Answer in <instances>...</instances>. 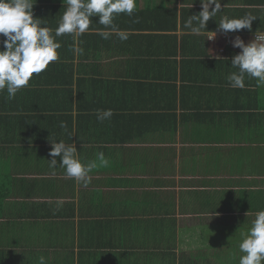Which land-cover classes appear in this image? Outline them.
Listing matches in <instances>:
<instances>
[{"label":"crops","instance_id":"crops-1","mask_svg":"<svg viewBox=\"0 0 264 264\" xmlns=\"http://www.w3.org/2000/svg\"><path fill=\"white\" fill-rule=\"evenodd\" d=\"M34 2L54 35L63 0ZM220 2L200 34L184 28L200 0H137L114 21L126 41L97 35L93 16L56 37L59 59L15 99L0 92V264H238L240 232L264 209V87L226 76L234 38L264 32V0ZM246 14L251 30L219 29ZM97 109L114 114L99 122ZM50 140L109 164L84 186L60 157L49 167Z\"/></svg>","mask_w":264,"mask_h":264},{"label":"clouds","instance_id":"clouds-1","mask_svg":"<svg viewBox=\"0 0 264 264\" xmlns=\"http://www.w3.org/2000/svg\"><path fill=\"white\" fill-rule=\"evenodd\" d=\"M34 0H0V36H3V48L0 49V92H7V99L13 100L18 91L29 86L34 74L43 72L51 62L59 59L58 49L61 44L56 37L70 34L75 38L89 31L91 17L98 16L96 34L107 40L115 34L121 41L128 39V33L114 23L120 14L132 16L137 10V0H63L64 11L55 28L52 30L43 25L41 19L34 18ZM202 10L190 15L184 22V28L193 34H200L206 29L207 22L221 11L220 0H200ZM214 5V7H212ZM211 8V10H210ZM257 17L246 14L235 18L224 15L218 27L223 32L242 29L251 30L252 21ZM212 32L208 38L214 37ZM233 47L241 49L231 59V66L238 71L226 76L233 88H244L245 77L254 78L257 87H264V37L257 36L247 44L239 36L232 41ZM83 52L82 48H75ZM112 109H97L96 118L99 122L110 120ZM60 127L66 129L65 122ZM51 142L49 167L55 169L56 157L61 158L59 164L68 178L87 186L91 181V173L99 166L107 167L108 159L103 152L96 154V159L84 163L73 144L63 140ZM54 174V173H53ZM57 206L63 201L57 200ZM238 244L241 253L238 264H262L264 262V209L255 213L250 226L240 232ZM39 264H47L44 256L39 257Z\"/></svg>","mask_w":264,"mask_h":264},{"label":"trees","instance_id":"trees-1","mask_svg":"<svg viewBox=\"0 0 264 264\" xmlns=\"http://www.w3.org/2000/svg\"><path fill=\"white\" fill-rule=\"evenodd\" d=\"M3 187H4V184H3V181L0 180V210H1V207H2V201L4 199V191H3Z\"/></svg>","mask_w":264,"mask_h":264},{"label":"built area","instance_id":"built-area-1","mask_svg":"<svg viewBox=\"0 0 264 264\" xmlns=\"http://www.w3.org/2000/svg\"><path fill=\"white\" fill-rule=\"evenodd\" d=\"M257 36L264 37V32H263V33H259V34H257Z\"/></svg>","mask_w":264,"mask_h":264}]
</instances>
